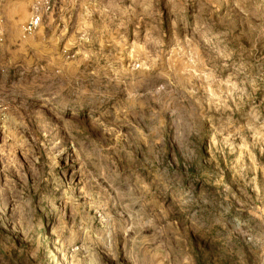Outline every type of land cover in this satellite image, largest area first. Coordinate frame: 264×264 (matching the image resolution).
I'll return each instance as SVG.
<instances>
[{
  "label": "rangeland",
  "instance_id": "374dc122",
  "mask_svg": "<svg viewBox=\"0 0 264 264\" xmlns=\"http://www.w3.org/2000/svg\"><path fill=\"white\" fill-rule=\"evenodd\" d=\"M53 5L0 44V264H264V0Z\"/></svg>",
  "mask_w": 264,
  "mask_h": 264
},
{
  "label": "built area",
  "instance_id": "2783aa9c",
  "mask_svg": "<svg viewBox=\"0 0 264 264\" xmlns=\"http://www.w3.org/2000/svg\"><path fill=\"white\" fill-rule=\"evenodd\" d=\"M6 0H0V44L6 42L7 32L5 29V20L1 13V6ZM30 13L27 21L22 25V38L27 39L34 35L38 29L43 25L46 17L53 11V0H32Z\"/></svg>",
  "mask_w": 264,
  "mask_h": 264
},
{
  "label": "crops",
  "instance_id": "0c3cea01",
  "mask_svg": "<svg viewBox=\"0 0 264 264\" xmlns=\"http://www.w3.org/2000/svg\"><path fill=\"white\" fill-rule=\"evenodd\" d=\"M30 4L28 0H6L1 6L7 36H17L21 33L22 25L29 17Z\"/></svg>",
  "mask_w": 264,
  "mask_h": 264
}]
</instances>
